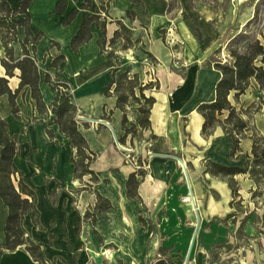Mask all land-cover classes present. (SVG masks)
I'll use <instances>...</instances> for the list:
<instances>
[{
	"label": "crops",
	"instance_id": "crops-1",
	"mask_svg": "<svg viewBox=\"0 0 264 264\" xmlns=\"http://www.w3.org/2000/svg\"><path fill=\"white\" fill-rule=\"evenodd\" d=\"M59 1L33 0L29 8L32 32L44 35L37 43L35 53L43 102L50 108L58 98L55 86L63 82L70 89L65 94L72 95V103L81 117L99 121L110 112L112 114L109 126L87 120L79 122V131L91 150L98 154L90 169L98 175L99 182L92 184L89 177L82 182L74 178L71 158L75 150L55 124L51 109L40 115L31 90L24 88L16 100L20 117L17 118L9 97L0 96V118L7 122L10 137L18 138L15 166L22 174V182L35 192L40 213V227L34 225L30 214L25 217L23 227L27 236L32 242L44 245V255L49 264H157L162 258L160 248L167 249L164 259L170 258L171 264H181L178 258L188 254L197 214L200 240L211 244L219 237V219H225L229 211L232 192L227 179L211 177L205 174V170L207 160L235 166L237 161L229 159L233 140L221 127H217L211 136H203L204 120L197 109L216 98L215 89L221 73L214 67L213 54L219 49L225 50L244 29L256 14V5L249 19L232 27L230 32L218 33L200 18L205 14L203 12L201 15L189 12L188 18H196L192 19V26L188 21L173 19L169 0H140L139 4L131 0H91L96 11L104 9L109 15L106 40L94 24L92 39L74 52L71 41L82 23L85 11L80 7L84 0H68L64 16L53 13ZM9 4L12 9L20 5L19 0H9ZM74 10H80L75 21L70 26H63L61 20ZM261 19L260 38L264 43V13ZM116 20H122L133 30V42H140L135 50L123 52L120 45L110 47L118 29L113 22ZM194 25L205 36L203 41L195 39ZM173 28L179 31L185 46L183 60H177L163 41L161 32ZM25 38V29L19 28L18 41L12 45L16 61L23 58L22 42ZM53 42L60 48L53 46ZM101 45L105 47L104 52ZM147 53L154 57V64ZM61 55L65 61L58 67H51L53 60ZM4 58L5 49L0 37V78H7L1 64ZM118 62L121 71L130 67L132 73L139 76L141 84L152 79L159 83L157 89L145 92L147 97L156 101L150 115L151 127L139 132L135 138L125 134L124 115L117 109V98L105 95L111 71ZM178 62L186 69L183 75L172 69ZM20 75L21 72L16 70L15 77L8 78L12 91L19 88ZM47 75L49 83L46 82ZM260 99L264 101V93L255 80L251 81L238 103L231 97L238 110H246ZM141 118L138 106H131L127 126L140 129ZM253 123L264 136V107L253 114ZM246 135L247 138L241 142L242 154L245 155L252 150L251 133ZM116 139L118 142L124 139L126 149H120ZM1 151L0 147V156ZM131 152L149 164L147 175L138 188L141 201L130 200L127 196V180L137 170L129 158ZM179 159L187 166V177ZM13 180L17 185L20 177ZM78 189L84 190L77 192ZM55 191L54 203L50 194ZM93 191L112 205V210L97 215L95 224L84 219L87 212H95L97 196ZM186 197L190 202L183 201ZM142 208L145 226L140 222ZM8 215L9 209L0 197L2 243ZM105 249L113 251V260L106 263L101 256ZM0 264L38 263L24 247H20L15 252L5 253ZM196 264L202 263L197 260Z\"/></svg>",
	"mask_w": 264,
	"mask_h": 264
},
{
	"label": "trees",
	"instance_id": "trees-1",
	"mask_svg": "<svg viewBox=\"0 0 264 264\" xmlns=\"http://www.w3.org/2000/svg\"><path fill=\"white\" fill-rule=\"evenodd\" d=\"M32 2L33 0H19V7L12 9L9 0H0V28L2 29L0 36L6 55L4 59H1V64L6 70L7 77L0 78V96L7 95L9 97L14 115L20 118L16 100L24 88L30 89L37 112L40 115H44L47 114L48 109H51L52 114L55 116V124L59 126L60 132L70 140L71 146L75 150V154L71 158V163L74 166V178L82 182L85 177H89L90 182L96 184L99 182V177L90 167L97 159L98 154L91 150L89 143L78 129L79 123L77 117L79 110L72 103V95L65 94L66 91L70 90L69 86L63 82L57 83L55 86L58 92L57 101L50 108L43 102L39 87L40 76L35 53L36 45L44 35L41 32L34 34L31 30L29 8ZM131 2L139 4L140 0H131ZM263 2L264 0H261L260 5H263ZM67 8L68 0H60L53 13L64 16L67 13ZM80 10L85 12L80 29L71 41V47L74 52H78L83 45L92 39V26L94 24L102 31V37L106 40V24L109 15L104 9L96 11L92 6L91 0H84ZM80 10L69 12L61 20L62 25L70 26L79 15ZM89 12H92V14L89 15ZM258 15L259 11L257 10L254 20L258 19ZM113 22L117 24L118 29L110 41V47L114 48L120 45L123 52L135 50L140 42H133V30L128 28L122 20ZM253 22V20L249 22L227 45L226 51L229 55V63L223 64L220 61L215 62V69L221 73V79L216 84V98L212 103L199 105L197 109V112L204 120L202 135L209 137L217 127H221L224 133L231 136L233 140L229 159L243 162L239 166H228L211 160L206 161L205 174L228 180L232 192L230 207L235 210L237 209L235 208L236 202L242 201L239 185L235 177L249 176L250 180L257 187H260L264 180V137L243 118L244 115L249 114L254 109L255 111L261 110L264 101L259 105L251 106L247 110H238L236 105L233 104V101L235 103L239 102L240 97L249 89L252 80L258 83L260 90L264 93V43L260 38L262 36L261 31L258 33L247 31V28ZM19 28L25 29L26 38L22 42L23 58L16 61L14 59L12 45L18 41L17 30ZM5 29L7 30L6 33L3 32ZM161 33L164 34L165 31ZM53 46L60 48L54 42ZM101 49L102 52L105 51L104 45H101ZM220 51L221 49L216 51V54H219ZM112 55L116 57L114 51H112ZM147 55L155 62L154 57L150 53H147ZM64 61L65 57L61 55L53 60L51 67H58ZM16 70L21 72L19 77L21 82L19 88L16 91H12L9 87L8 78L15 77ZM46 82H50L48 75L46 76ZM152 87L153 84H141L139 76L133 74L130 67L121 71L120 62L111 71V81L105 89V95L107 97L114 95L117 98V109L121 110L124 115L123 129L126 136L131 135L135 138L139 132L148 130L151 127L150 115L156 101L153 97H147L145 92ZM137 92L140 93V97L137 96ZM135 104L138 105V111L142 116L139 121L140 129L136 126L130 128L127 126L129 123V108ZM111 114L112 112L109 115H105L103 120L109 122ZM248 131L253 132L250 138L252 140V150L250 154L245 155L242 154L241 142L247 138L246 133ZM49 136L53 138L52 132H49ZM119 143L123 145L124 139L119 140ZM0 147L2 148L0 156V197L9 209L4 230L5 240L3 243L0 241V261L5 253L15 252L18 248L24 247L38 264H49L44 255V245L32 242L23 227V221L28 214L32 216L34 225L40 227V213L37 210V198L35 192L22 182V174L18 171L14 163L15 156L18 153V138L17 136L10 137L7 122L1 118ZM131 157L134 159L133 156ZM136 163L140 168L131 174L127 180V196L130 200L141 201L138 195V188L147 175V171L143 168L146 160L144 161L140 157L137 158ZM16 176L20 177L17 185H15L13 180ZM59 188L60 186H58ZM89 188L92 189V185H89ZM81 190L84 189H78L77 192H81ZM93 192L97 196L95 212H87L84 219L95 224L97 215H103L109 212L112 210V205L109 200L102 197L99 193ZM56 195L57 191L50 194L54 203L56 202ZM143 210L144 208L140 212V222L145 226ZM236 212L238 211L236 210ZM235 216V214H230L220 222H225L227 219ZM249 217V215L246 216L242 223L243 226ZM243 226L239 229L240 232H242ZM166 252L167 249L160 248L159 253L162 258L157 264H166V258L164 259Z\"/></svg>",
	"mask_w": 264,
	"mask_h": 264
},
{
	"label": "rangeland",
	"instance_id": "rangeland-1",
	"mask_svg": "<svg viewBox=\"0 0 264 264\" xmlns=\"http://www.w3.org/2000/svg\"><path fill=\"white\" fill-rule=\"evenodd\" d=\"M169 1L173 19L176 17L177 21H188V25L192 26L191 23L192 21H194L192 19L196 18H188L189 12H195L199 15H201L200 13L203 12L205 14L201 15L200 18L203 19L205 22L211 24L218 33H221L223 31L230 32L232 27L238 26L246 19H249L253 13L254 5H256V11H259L258 19L254 20L256 16L255 14L249 21L251 22L253 20L254 22L249 28H247V31L256 33L261 31V15L264 13V2L262 3L263 5H260L261 0L258 2H256V0ZM1 31L2 29L0 28V32ZM3 32L6 33L7 30L5 29L3 30ZM193 33L195 39L202 41L205 39V36L203 35L202 31L199 28H196L195 25L193 27ZM162 35L164 37L163 41L165 46L173 51V53L175 54V58L177 60H183L185 46L181 41L182 38L179 31H176V29L173 28L170 29V31H165V33ZM149 60L151 63H155L151 58H149ZM212 60L214 62L220 61L223 64H227L230 61L226 49H221L219 54H213ZM172 69L181 75H183L186 70L181 67L179 62L178 64L173 66ZM147 84H153V87L149 90L157 89V85H159V83L155 81V79H152L144 85ZM137 96L140 97L139 92H137ZM261 102H263L262 99H260L257 103L253 104L252 106L259 105ZM142 103H144V101H142ZM133 106L137 107L138 105L135 104ZM263 107L264 104L262 105L261 110L263 109ZM259 111H255V109L250 111L249 114L243 116L244 120L247 121L250 126L256 128L255 124L253 123V114L258 113ZM82 118L84 117H81L79 114L77 117L78 123L82 121ZM104 122L109 124V122L107 121ZM247 133H251V136L253 135L252 131H248ZM120 146L121 148L126 149L123 145L120 144ZM131 156L134 157V161L136 162L137 158H140L139 156L136 157L134 153ZM242 164L243 162L235 163V165L238 166ZM235 180L239 185L242 201H237L235 204V208H237L236 210L238 212H236L235 209H232L229 204V211L227 210L228 213L225 216L227 217L230 214H235L236 216L227 219L225 222L219 223L218 232L220 233L218 235L219 237L214 243L209 244L201 242L200 235L197 234V238L194 244L195 246L193 247L189 264H196L197 260H200L202 264H264V180L261 183L260 187H257L254 182L250 180L249 176H238ZM247 215H249L250 217L243 226L242 223ZM219 220L222 221L224 219ZM242 226L243 230L242 232H240L239 229ZM219 244L222 245L220 246ZM186 257L187 254L182 258H178V260L181 261V264L185 263ZM106 260L107 259L104 260L105 263L108 262V260ZM166 261L168 264H171L170 258H167Z\"/></svg>",
	"mask_w": 264,
	"mask_h": 264
},
{
	"label": "water",
	"instance_id": "water-1",
	"mask_svg": "<svg viewBox=\"0 0 264 264\" xmlns=\"http://www.w3.org/2000/svg\"><path fill=\"white\" fill-rule=\"evenodd\" d=\"M81 120L82 121L87 120V121H91L93 123L105 124V125L109 126L108 123H106V122H104L102 120L95 121V120H89V119H86V118H82ZM116 142H117V145L121 148V146H120V144H119V142H118L117 139H116ZM121 149L124 150L123 148H121ZM179 161L181 162V164L183 166V169H184V174L187 177V166H186L185 162H183L182 160L179 159ZM187 180H188V178H187ZM196 212H197V210H196ZM199 227H200V219H199V216L197 214V225H196V229H195V232H194V235H193V239H192V242H191V246H190V249L188 251V254H187V257H186V260H185V263L184 264H189V260H190L191 253H192V250H193V247H194L196 238H197V234H198V231H199Z\"/></svg>",
	"mask_w": 264,
	"mask_h": 264
},
{
	"label": "built area",
	"instance_id": "built-area-1",
	"mask_svg": "<svg viewBox=\"0 0 264 264\" xmlns=\"http://www.w3.org/2000/svg\"><path fill=\"white\" fill-rule=\"evenodd\" d=\"M129 158L134 162L136 169H139L140 167L138 166V164L136 163V161H134V159L131 158V157H129ZM143 168H144L145 170H147V169L149 168V164H148V163H144V164H143ZM183 201H184V202H190V198H189V197H186V198L183 199ZM102 256H103L105 259H107V260H111V259H113V251L110 250V249H105V250H103V252H102Z\"/></svg>",
	"mask_w": 264,
	"mask_h": 264
}]
</instances>
